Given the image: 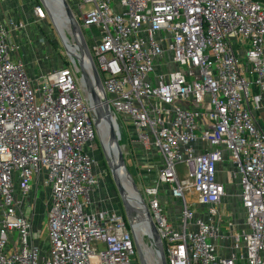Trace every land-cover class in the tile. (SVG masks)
I'll return each mask as SVG.
<instances>
[{
	"label": "built area",
	"instance_id": "1",
	"mask_svg": "<svg viewBox=\"0 0 264 264\" xmlns=\"http://www.w3.org/2000/svg\"><path fill=\"white\" fill-rule=\"evenodd\" d=\"M67 2L83 35L92 31L91 58L83 53L91 75L82 66L119 141L118 114L131 121L133 144L160 156L140 203L168 264H264V128L249 105L260 107L264 94V0ZM34 13L44 19L47 10L38 2ZM24 27L11 18L0 25V264H149V251L160 264L145 216L140 236L126 212L94 199L91 149L104 121L105 135L111 129L103 114L97 121L81 57L68 50L64 66L33 82L10 39ZM237 42L247 44L244 58ZM228 158L223 172L239 182L245 212L238 228L222 202L219 164ZM34 183L50 192L48 245L35 240V210L26 212ZM161 185L180 200L176 219Z\"/></svg>",
	"mask_w": 264,
	"mask_h": 264
},
{
	"label": "rangeland",
	"instance_id": "2",
	"mask_svg": "<svg viewBox=\"0 0 264 264\" xmlns=\"http://www.w3.org/2000/svg\"><path fill=\"white\" fill-rule=\"evenodd\" d=\"M14 1L16 4H21L24 9V12L28 14L26 17H28L29 15H33L35 6L38 4V1L40 2V0ZM50 4L58 10L56 4ZM63 8L64 7L62 6L61 11H59L61 12V14H65ZM24 21L28 25L31 24V21L28 19H25ZM30 26L32 29H35L36 33V36H33L35 37V40L32 36H30L28 39L26 38L28 41V46L30 43L32 44L29 46L30 55L25 58L27 71L31 78H35L36 75H39L41 73L47 74L50 70H54L56 66L61 67L66 64L67 59L69 60V51L67 44H70V41L68 37L71 39V42L73 44L74 42L77 44H81V41L74 36V29L72 23L71 28L73 31H61L58 25L56 24L51 11L47 13L46 18H44L41 22H36L33 24L32 21V25ZM83 32L85 39L89 41V45L91 46V29L83 28ZM31 39L33 41H30ZM21 46L22 45L20 44V47ZM118 122L120 124L122 132V139L120 140V143L124 152L126 165L135 181L139 195H144L145 188L151 184L156 183L159 169L158 162L160 161V156L157 152L152 150L141 151L140 149H138V146H135L133 144V136L131 133L132 127L131 121L129 119H126L123 115L118 114ZM96 142L97 143L95 147L91 149V152L95 159L94 171L99 178V184L97 187L98 192L93 193V196L96 200H99L100 208L106 207L108 205L109 208L122 210L125 212L122 200L116 190L112 174L108 166V154L105 147V139L101 137V135L98 136L97 134ZM147 168H151L149 173ZM179 169L181 171V167H179ZM226 169L227 168L225 167L224 170ZM181 176L183 177V175ZM224 176L226 195L223 197L222 202L227 206L229 214L236 213L239 219H243L245 213L244 208L240 204V200L236 192L239 190V182L236 180L230 181L228 180L226 175ZM160 189L162 191L163 201L165 199V201L167 202L166 205L169 206L170 203L172 204L169 206V212L176 211V207L180 203V200H177L175 198L172 199L170 193V186L161 185ZM129 194L133 199H135V196L130 191ZM29 197V201L32 202L33 206H28L26 208V212L28 214H32L35 210V215L33 218V231L35 235V240L40 244L48 245L46 210L49 204L48 200H50V192L49 190H46L43 184H41L38 190H32L31 195ZM135 201L141 207L138 198H136ZM136 230L140 236L143 235L144 230H139L137 229V227ZM149 253H151L148 254V261L150 264L154 260V255H152V251H149Z\"/></svg>",
	"mask_w": 264,
	"mask_h": 264
},
{
	"label": "water",
	"instance_id": "3",
	"mask_svg": "<svg viewBox=\"0 0 264 264\" xmlns=\"http://www.w3.org/2000/svg\"><path fill=\"white\" fill-rule=\"evenodd\" d=\"M63 1V4L66 8V12L68 13V16L70 18V21L73 25V29L74 31L77 33V35L79 36V38L81 39V53L83 54L84 52L91 58L90 56V51L88 49V46L86 44V41H85V38H84V35L79 27V24L77 22V20L75 19L72 11H71V8L67 2V0H62ZM40 2L45 6L46 10H47V13H49V10L45 4V0H40ZM79 64L81 65V71H82V77L84 79V82H85V85H86V88H88L89 92H90V95H91V100L93 101V104L96 106L97 108V113H98V118H97V121H99L101 115L103 114L109 121V124H110V129H111V140L112 142L117 146V148L119 149L118 151V162H117V165L113 164L112 161H110V158L109 156H107V162H108V166L110 168V172L112 174V178H113V181H114V184H115V187H116V190L122 200V203H123V206H124V210L125 212L127 213V215L129 216L130 219L131 218V215H130V209H132L134 206L133 204H131V197H130V194L128 193L125 185L123 184L122 182V176L125 175L127 179H129V181L132 183L134 189L138 192V188L135 184V181L126 165V161H125V156H124V152L123 150L121 149V143L119 141V138H118V135L117 133L115 132V128H114V125L112 123V117H111V113L108 109V104L105 102L104 104L102 103V100H101V97L99 95V93L97 92V90L94 88V86L91 84L90 82V77L87 73V71L83 68L82 66V60L81 58H79ZM92 63V67H93V72H94V76H95V80H96V83L97 85L102 89L103 86H102V82H101V79L99 78V75L97 73V69L94 65L93 62ZM143 206H144V216L147 218L148 222H149V226H150V229L152 231V235H153V239H154V243H155V246L159 252V257H160V264H168L167 262V258H166V255H165V251H164V248H163V244L161 242V237H160V234L157 230V227L152 219V216H151V213L147 207V205L145 204V202L143 201L142 202Z\"/></svg>",
	"mask_w": 264,
	"mask_h": 264
},
{
	"label": "crops",
	"instance_id": "4",
	"mask_svg": "<svg viewBox=\"0 0 264 264\" xmlns=\"http://www.w3.org/2000/svg\"><path fill=\"white\" fill-rule=\"evenodd\" d=\"M27 15L28 14H26L24 12V9L21 6V4H16L14 0H0V25H5V23H6V21H7L8 18L15 19V20H19V21L21 20L24 23H25L24 20L25 19H28V20L31 21V24L30 25H32V21H33V24H34L36 22L39 23V22H41L43 20V19L37 18V16L35 15V13H33V15H29L28 17H26ZM30 25H28L27 23H25V27L24 28L17 30L13 35L10 36V39L12 41L17 42L19 44V46H20V44L22 45L20 47L19 51H17V53H16L15 56H16L17 59H21L24 63H25V58L28 55H30L29 46L32 45L30 43L29 46H28L27 39L30 36H32V37L33 36H36L35 29H32ZM33 39L35 40V37H33ZM30 41H33V40L31 39ZM246 49H247V44L246 43L244 45V44H241L240 42H237L236 45H235L236 53L240 57H243V58L245 57V55H246ZM56 67H58V66H56ZM37 76L38 75H36L35 78H31V77L30 78H31V80L33 82H36L37 81ZM251 92H252L253 95L256 94L258 92L257 87L254 86L252 88ZM249 105H250V107L253 110V113L255 115V118H256L258 124H260V126L262 128H264V94H263V100L261 102L260 107L257 108L255 106V103H254V101H253L252 98L249 101ZM138 149H140V148H138ZM140 150L142 151V149H140ZM228 159L227 160H224L223 162H221L219 164V168H220V179L223 182H224V177H225L224 175H226L225 174L226 172H223L224 168L226 167L227 169H229V168L232 167V162H231L230 159L229 160ZM226 177H227V175H226ZM34 189L37 190L36 183L33 184L32 190H34ZM239 191H240V189L238 191H236V192L238 193ZM96 192H98V189L97 188L93 191V193H96ZM238 198L240 200V197L239 196H238ZM28 199H29V197H28ZM95 201H97V206H99V200H96L95 199ZM164 203H165V205L167 204V202L165 201V199H164ZM170 205H172V204L170 203L169 206ZM223 205H225V204L223 203ZM169 206L166 205V209H167L170 217L173 218V219H176L177 218V215L180 212V203L178 204V206L176 207V211H174V212H169ZM102 208H109V206L107 205L106 207H102ZM226 208H227V206H226ZM32 214H30V215L32 216ZM229 215H232V218L234 219V223L237 225V228L238 227H242L244 225V218L243 219H239V217H238V215L236 213H232V214H229ZM225 218H227V217H225ZM223 228L226 229V227H223Z\"/></svg>",
	"mask_w": 264,
	"mask_h": 264
},
{
	"label": "bare ground",
	"instance_id": "5",
	"mask_svg": "<svg viewBox=\"0 0 264 264\" xmlns=\"http://www.w3.org/2000/svg\"><path fill=\"white\" fill-rule=\"evenodd\" d=\"M49 2L52 3V4H56L57 7H58V10L55 9ZM45 4H46L47 8L50 9V10L48 9L49 12L50 11L52 12L54 20H55L56 24L58 25V27L60 28L61 31H63V30H65L66 32L67 31H69V32L73 31L72 28H71L70 18L68 17V13L66 12V8H65L62 0H45ZM62 6L64 7L63 11H65V14L64 13L61 14V12H59V11H61ZM74 36L76 38H78L79 40H81L75 31H74ZM68 39L70 41V44H67L68 50L70 51V53H72V55L74 54V55H77V56L81 57L82 62L84 63V67L86 68V70L91 75V64H90V61H89V59L87 58L86 55L83 56L82 53L80 54V49H81L80 44L79 43L76 44L75 42L73 44L69 37H68ZM83 57H84V59H83ZM105 129H106V124H105V121H104L101 124L100 133L103 134V137L106 136L105 137V144H106L105 147H106L107 154H108V156L110 158V161H112L113 164L117 165L119 149L112 142L111 136L105 135V133H106ZM121 149H122V146H121ZM122 182L125 185L127 191L129 190L135 196V199L138 198L139 203H140L141 196L134 189L132 183L129 181V179L126 178L125 175L122 176ZM129 191H128V193H129ZM130 197H131V195H130ZM135 199H133L131 197V204H133V206H134L132 209H130L131 218L134 221L135 226L137 227V229L146 231L147 229L145 227L146 225H145V221H144V210H143V208H141L138 205V203H136ZM140 205H141V203H140Z\"/></svg>",
	"mask_w": 264,
	"mask_h": 264
}]
</instances>
